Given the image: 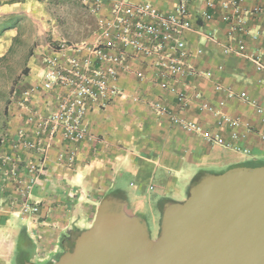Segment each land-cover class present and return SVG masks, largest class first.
<instances>
[{
  "label": "crops",
  "instance_id": "0c3cea01",
  "mask_svg": "<svg viewBox=\"0 0 264 264\" xmlns=\"http://www.w3.org/2000/svg\"><path fill=\"white\" fill-rule=\"evenodd\" d=\"M50 1L0 0V57L11 48L19 17H51L52 12L47 7L51 5ZM57 1L64 16L74 19L65 22L63 33L54 27L55 21L50 23L45 18L43 28L52 30L54 39L59 42H71L69 39L92 41L97 21L88 11L85 0ZM148 1L165 12L174 7L171 0ZM242 5L248 10L261 7V12L247 14L243 31L231 39L227 36V26L218 5L210 7L206 0L187 1L188 18L194 28L182 33L187 44V63L200 73L209 71L211 76L201 74L189 77L183 83L185 106L175 94L158 85L160 77L155 75L151 59L134 55L130 50L126 60L130 71L120 72L115 82L121 95L104 108L89 109L86 123L90 138L71 145L76 154L70 167L56 161L60 138L56 137L50 143L44 163L46 174L40 176L29 196V200L39 206L38 212L20 214L16 207L6 205V209L0 211L3 225L11 219L21 220L17 229L6 232L11 239L16 234L18 241L30 242V248H22L31 255L30 262L53 261L61 253L68 234L81 231L92 223L99 201L107 195L124 200L127 208L145 219L158 234L163 206L183 201L190 187L204 174L220 173L237 166L264 165V141L257 134L250 133L244 139L232 141L230 128L227 125L218 127L215 117L202 110L200 99L194 97L195 92H200L202 99L212 104L224 100V113L248 121L264 132V113H257L255 106L241 98L245 95L264 109V75L246 58L223 52V46L236 48L237 41H241L246 52H256L264 60V0H243ZM205 13L211 17L205 18ZM71 28L76 34L70 32ZM210 30L216 35L215 41L205 38V32ZM199 48L201 53H197ZM45 50L42 43L27 57L23 73L13 81L10 104L0 105V151L4 136L13 133L19 119L11 96L15 91L39 82L42 64L35 53ZM134 71L141 72L144 78H137ZM217 85L220 89H216ZM227 92H232L233 96L228 97ZM133 96L138 100L133 101ZM151 103L160 104L171 113L195 122L198 131L189 133L172 124L168 114L159 113ZM207 135H218L249 153L211 143ZM12 188L11 182L3 180L0 174V198L5 202L11 196ZM10 238L0 237V257L12 253L14 240L7 248L5 246Z\"/></svg>",
  "mask_w": 264,
  "mask_h": 264
},
{
  "label": "built area",
  "instance_id": "2783aa9c",
  "mask_svg": "<svg viewBox=\"0 0 264 264\" xmlns=\"http://www.w3.org/2000/svg\"><path fill=\"white\" fill-rule=\"evenodd\" d=\"M174 7L161 11L148 0L130 3L127 0H85L88 11L97 21V29L92 41L81 40L57 44L47 43L46 50L39 55L42 64L40 80L37 84L14 92L12 103L18 111L19 119L13 133L3 138L0 151V174L3 180L11 182L12 194L0 198V211L6 207H16L20 214L37 213L39 206L29 200L31 189L46 174V151L50 143L60 138L56 161L69 166L75 160L76 149L72 144L90 138L86 114L92 107L104 108L114 98L121 95L116 85L120 72L130 71L127 66L128 51L134 55L151 59V65L160 77L158 85L176 95L186 103L183 83L197 75L210 77L211 73H200L187 63V44L182 37L186 30L194 29L188 18L187 1L171 0ZM243 0H206L210 7L218 5L226 23V33L231 39L243 31L245 16L258 14L261 7L245 9ZM205 13V18H210ZM199 30V29H197ZM205 38L216 40L215 33L205 32ZM238 47L223 46L225 54L236 53L246 58L256 71L264 75V60L256 52H246L241 41ZM202 49H197L201 53ZM140 80L144 75L134 71ZM216 89H220L216 86ZM232 97V92H227ZM194 97L200 99V108L212 114L216 125H227L232 141H239L250 133H255L264 141V132L248 121L233 118L223 112L224 100L212 104L203 100L200 92ZM255 106L256 112L264 113L255 100L241 97ZM133 101L138 97L133 96ZM159 113L168 114L170 122L189 133L198 131L195 122L168 111L157 103H151ZM211 143L232 147L246 154L249 151L237 144L226 142L218 135H207ZM29 154V157H25ZM24 155V156H23ZM7 203V204H6Z\"/></svg>",
  "mask_w": 264,
  "mask_h": 264
},
{
  "label": "water",
  "instance_id": "95a60500",
  "mask_svg": "<svg viewBox=\"0 0 264 264\" xmlns=\"http://www.w3.org/2000/svg\"><path fill=\"white\" fill-rule=\"evenodd\" d=\"M40 264H264V165L204 174L183 201L163 206L155 238L107 195L72 249Z\"/></svg>",
  "mask_w": 264,
  "mask_h": 264
},
{
  "label": "rangeland",
  "instance_id": "374dc122",
  "mask_svg": "<svg viewBox=\"0 0 264 264\" xmlns=\"http://www.w3.org/2000/svg\"><path fill=\"white\" fill-rule=\"evenodd\" d=\"M50 3L51 5H47V7H49L50 11L52 12L51 17H42L41 15L34 17H19L20 21L18 23V31L16 33V36L12 38L13 41L11 48H9L7 52L0 57V105L2 106L10 104V91L12 88L13 81L18 75L23 73L27 57H29L30 54L32 55V53L35 52L32 51L42 43L46 45L47 43L55 44L56 42H59L57 41L58 39H54V36L51 33L52 30L47 31L46 28H43L44 18L49 20L47 22L55 21V24L53 25L54 27H57V31L61 29V33L64 32L62 28L65 25V22L67 20L74 19V17L72 16H64L63 11L59 7V3L57 0H51ZM70 32L76 34L74 33L75 31L73 28L70 29ZM69 40L73 41V39ZM1 221L2 219L0 218V237H6L8 239L10 238V236L8 234L9 232H6V230L8 229V231H11L13 228L17 229L21 223L20 219H16L15 221L14 219H11L4 225L1 224ZM148 230L151 238H155L157 236L156 231L151 225H148ZM79 232L80 231H72L68 235H78ZM17 237L19 236L15 234L14 238H10V240H7V242L5 243V246L7 248L10 244L9 242L14 240L13 251L8 255H2L0 257V264H24V262H30V260L32 259L30 254L22 250V248H30V242L25 239H23V241H18ZM62 251L63 249H61V252Z\"/></svg>",
  "mask_w": 264,
  "mask_h": 264
},
{
  "label": "flooded vegetation",
  "instance_id": "af4514ba",
  "mask_svg": "<svg viewBox=\"0 0 264 264\" xmlns=\"http://www.w3.org/2000/svg\"><path fill=\"white\" fill-rule=\"evenodd\" d=\"M76 235H68L67 238L63 241V247L62 249L64 250L65 248L72 249L73 244H74V239Z\"/></svg>",
  "mask_w": 264,
  "mask_h": 264
}]
</instances>
